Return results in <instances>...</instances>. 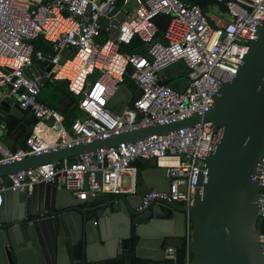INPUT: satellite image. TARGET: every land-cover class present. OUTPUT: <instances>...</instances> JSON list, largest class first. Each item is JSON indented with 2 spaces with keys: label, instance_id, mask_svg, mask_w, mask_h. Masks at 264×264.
<instances>
[{
  "label": "built area",
  "instance_id": "built-area-1",
  "mask_svg": "<svg viewBox=\"0 0 264 264\" xmlns=\"http://www.w3.org/2000/svg\"><path fill=\"white\" fill-rule=\"evenodd\" d=\"M114 1L0 0V97L17 101L21 109L32 111L36 118L23 146L13 153L0 142V164L201 116L212 106L220 84L235 75L248 42L255 39L264 20V0H212L224 9L217 22L209 20L188 0H136L118 23L114 36L110 24L113 16L107 18L106 27L98 24L113 9ZM158 15L168 18L159 37L162 41L154 40L157 29L152 20ZM100 33L108 34L102 43L97 42ZM134 36L147 44L146 57L118 52L119 44H128ZM38 39L49 45V55L34 49ZM63 50L68 54L58 64ZM70 53H74L72 58L68 57ZM45 56L52 65L41 76L45 83L63 81L67 94L77 100L75 107L81 117L72 120L68 128L63 126L62 113L39 100L40 77L27 74ZM175 64H180L182 72L173 77L177 82L172 89L162 82L160 73ZM127 66L132 68L129 79L134 92L128 91L130 97L117 114L106 103L121 85ZM92 75L94 79L89 80ZM48 120L50 125L46 124ZM217 137L209 122H198L165 135L82 153L70 164L46 163L18 171L0 178V204L5 189H21L39 182L67 190L79 200L103 193L132 195L136 171L133 163L144 160L168 172L169 182L166 192L145 193L138 209L151 201L187 206L194 197L202 160ZM96 173L100 174L99 183ZM123 176L127 178L125 183ZM253 178L259 187L257 216L264 221V158ZM2 226L0 222V229ZM259 242L264 244V236L259 235ZM121 253L119 241L116 255ZM163 261L174 264L172 246L163 247Z\"/></svg>",
  "mask_w": 264,
  "mask_h": 264
},
{
  "label": "water",
  "instance_id": "water-1",
  "mask_svg": "<svg viewBox=\"0 0 264 264\" xmlns=\"http://www.w3.org/2000/svg\"><path fill=\"white\" fill-rule=\"evenodd\" d=\"M135 5L136 0H115L113 9L98 20L99 26L106 27L107 18L113 16L110 24L115 36L118 23ZM154 40L162 41L159 37ZM143 47L146 51L147 44ZM60 54L58 64L63 63L68 50ZM73 54L68 57L72 58ZM49 60L45 56L43 61L33 65L37 74L27 71L28 75L39 76L42 86L45 84L42 74L52 67ZM175 75L173 72L172 80ZM160 77L163 83L175 89L174 81L161 73ZM52 84L65 91L63 81ZM129 97L130 93L119 85L106 107L119 114ZM72 103L73 98L67 94L54 108L62 113ZM9 118L15 120L16 125L1 145L13 153L23 146L36 118L32 111L21 109L17 101L0 97V132L3 136L8 130L4 125ZM198 122H209L218 137L202 160L191 204L182 206L169 201H151L138 209L145 193L168 189V172L158 168L135 171L138 195L124 197L120 194L107 203L87 208L79 206L101 194L79 200L69 191L56 190L43 182L21 189H5L0 205V222L3 223L0 264H101L116 257L119 241L132 239L135 241V258L162 263L164 241L183 237H188L192 254L190 264H264V248L254 230L259 187L253 178L264 158V20L255 39L248 42L235 75L229 82L220 84L212 106L201 116L137 128L0 164V178L46 163L66 162L89 151L133 143L151 135H165ZM46 124L50 125V120ZM99 175H95L97 183ZM85 188L86 175L82 178V189ZM187 221L190 222L189 232Z\"/></svg>",
  "mask_w": 264,
  "mask_h": 264
},
{
  "label": "trees",
  "instance_id": "trees-1",
  "mask_svg": "<svg viewBox=\"0 0 264 264\" xmlns=\"http://www.w3.org/2000/svg\"><path fill=\"white\" fill-rule=\"evenodd\" d=\"M192 4H196L202 13L205 14V9L206 7L209 6H214L216 7L220 12H223L224 9L222 6L219 4L214 3L212 0H188ZM153 23L157 29V37H160V35L163 33L168 18L162 15H158L155 18H153ZM211 24L212 22L209 21ZM108 38V34L105 33H100L99 37L97 38V42L102 43ZM143 43L138 39V37L134 36L128 44H119L118 46V52L126 55H140V56H147L146 52L143 47ZM34 49L40 50L43 55H49L50 54V47L49 45L44 42L41 39H38L36 42L33 43ZM132 72V68L130 66L126 67V72L125 75L123 76L121 85L129 92L133 93L134 92V85L132 84V81L129 79V75ZM94 75L90 76L88 79L93 80ZM47 84V83H45ZM42 87L40 88V93H39V100L41 99L40 94ZM58 91V103L62 102L66 97L67 94L65 93L64 90L57 88ZM69 95V94H68ZM73 98V103L66 108L65 111L62 112L63 116V126L65 128H68L70 122L74 119L80 118L81 114L78 112L76 107L72 108V106H75L76 99ZM57 103V104H58ZM49 105V104H47ZM51 106V105H49ZM55 106V105H54ZM51 106V107H54ZM16 125V121L13 120L12 118H9L7 123L4 126L8 127L7 132L4 135V138L7 136V134L10 132V130L13 128V126ZM74 161V158L68 159L66 161V164H70ZM62 162H59L58 165H60ZM154 166V165H153ZM254 230L255 233L258 235L264 236V221H262L258 216L255 220V225H254ZM187 231H190V222L187 221ZM134 239L130 240L129 242H122L121 247H122V253L118 256V259L110 261L107 264H155V263H149L147 261H141L136 258H134V252H133V247H134ZM165 246H172L175 252V261L174 264H184L185 261L191 262L192 254H191V249L190 245L188 242V237H183V238H178V239H167L163 243V247ZM264 248V244H263ZM159 264H170L165 261Z\"/></svg>",
  "mask_w": 264,
  "mask_h": 264
},
{
  "label": "crops",
  "instance_id": "crops-1",
  "mask_svg": "<svg viewBox=\"0 0 264 264\" xmlns=\"http://www.w3.org/2000/svg\"><path fill=\"white\" fill-rule=\"evenodd\" d=\"M210 10H213L214 13L213 12H210ZM205 15L209 18V20H215L217 22V20L219 19V17H221L222 12H220L214 6H212V7L209 6V7H206V9H205ZM40 70L42 71V69H40ZM30 71L33 72L34 74H37V71H35L33 69L30 70ZM173 72H175L178 75L181 74L182 68H181L180 64H175L172 67H169V68L163 70V72H161V75L163 77H166L167 79H169V81H174L175 84H176L177 81L171 79V76L173 75ZM33 73H31V75L32 76H35V75H33ZM40 101H42L45 104H47L45 99H42L41 98ZM57 103H58V101L56 102V104ZM5 139H6V137L4 138L3 133L0 132V142H3ZM133 166L136 168V170H139L141 172H145L148 169H155V167L153 166V163L151 161H144V160H136L133 163ZM123 179L125 180L124 181V183H125L127 178L125 176H123ZM138 193H139V191H138V189L135 186V193L132 194V195H138ZM121 195H123L124 197L130 196V195H127V194H121ZM116 196L117 195H110V194L103 193V194H101V196L99 198H96L94 200H91V202H85L82 205H80L79 208H87V207H92L93 205H96V204L107 203V202H109L110 200H112ZM118 256L119 255H116V257L114 259L108 260V261L103 262L101 264H107L110 261L116 260V259H118ZM134 258H135V256H134ZM147 262L154 263V262H151V261H147ZM155 264H159V263H155Z\"/></svg>",
  "mask_w": 264,
  "mask_h": 264
},
{
  "label": "rangeland",
  "instance_id": "rangeland-1",
  "mask_svg": "<svg viewBox=\"0 0 264 264\" xmlns=\"http://www.w3.org/2000/svg\"><path fill=\"white\" fill-rule=\"evenodd\" d=\"M210 12H213V10H210ZM40 97L45 99L47 104L54 106L59 98L57 88L53 84H44ZM124 181L125 180L123 179V182Z\"/></svg>",
  "mask_w": 264,
  "mask_h": 264
},
{
  "label": "flooded vegetation",
  "instance_id": "flooded-vegetation-1",
  "mask_svg": "<svg viewBox=\"0 0 264 264\" xmlns=\"http://www.w3.org/2000/svg\"><path fill=\"white\" fill-rule=\"evenodd\" d=\"M66 110V109H65Z\"/></svg>",
  "mask_w": 264,
  "mask_h": 264
}]
</instances>
